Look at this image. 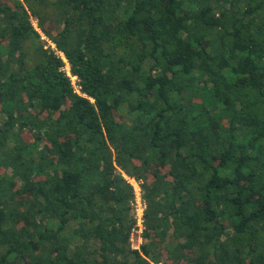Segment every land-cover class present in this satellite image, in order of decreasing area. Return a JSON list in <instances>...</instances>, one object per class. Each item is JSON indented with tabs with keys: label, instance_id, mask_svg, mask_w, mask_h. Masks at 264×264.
Returning a JSON list of instances; mask_svg holds the SVG:
<instances>
[{
	"label": "trees",
	"instance_id": "1",
	"mask_svg": "<svg viewBox=\"0 0 264 264\" xmlns=\"http://www.w3.org/2000/svg\"><path fill=\"white\" fill-rule=\"evenodd\" d=\"M161 260L264 264V0H0V264Z\"/></svg>",
	"mask_w": 264,
	"mask_h": 264
},
{
	"label": "built area",
	"instance_id": "2",
	"mask_svg": "<svg viewBox=\"0 0 264 264\" xmlns=\"http://www.w3.org/2000/svg\"><path fill=\"white\" fill-rule=\"evenodd\" d=\"M63 60L67 64L66 59L63 58ZM68 70H69V67L65 71H66L67 75L70 76ZM70 78H71L72 84L75 88V91L79 93L80 86L77 84V78L75 76H70ZM128 180L131 181L130 179H128ZM134 182H135L134 184H131L134 188V199L131 202V206H132L133 218L135 220V224L132 228L131 234L136 233L138 241L140 243L141 242V235H142V232L144 230L143 215H144V209L146 207V204H145L144 199L142 198V191H141L140 185L136 181H134ZM130 240L132 241V237L130 238ZM131 247L132 248H138V246H133V245H131ZM157 264H161V263L159 262Z\"/></svg>",
	"mask_w": 264,
	"mask_h": 264
},
{
	"label": "rangeland",
	"instance_id": "3",
	"mask_svg": "<svg viewBox=\"0 0 264 264\" xmlns=\"http://www.w3.org/2000/svg\"><path fill=\"white\" fill-rule=\"evenodd\" d=\"M31 20H32V22H33V25L36 27V28H38L37 27V20L35 19V17H32L31 18ZM41 32V35H42V37L44 38V39H46L47 40V37L44 35V33L42 32V31H40ZM48 44H50V46L52 47V48H54L55 49V45H54V43H52L51 41H49L48 40ZM60 54V53H59ZM62 55V58H64V59H66L65 58V56H64V54L63 53H61ZM68 64V63H67ZM67 64H65V66H64V69L66 70L68 67H69V65H67ZM128 179H130L131 181H129L131 184H134L135 182V180L134 179H132V178H128ZM140 181H142V180H140ZM140 181H136L139 185H140ZM130 237H132V241L130 240V243H131V245H133V246H138V245H140L141 244V242H142V235H141V242L139 243V241H138V238H137V234L136 233H134V234H131V236ZM161 264H164V262L161 260V261H159ZM159 262H157V263H159ZM157 263H154V264H157Z\"/></svg>",
	"mask_w": 264,
	"mask_h": 264
},
{
	"label": "water",
	"instance_id": "4",
	"mask_svg": "<svg viewBox=\"0 0 264 264\" xmlns=\"http://www.w3.org/2000/svg\"><path fill=\"white\" fill-rule=\"evenodd\" d=\"M168 238H169V233L167 234V240H168ZM167 240H166V241H167Z\"/></svg>",
	"mask_w": 264,
	"mask_h": 264
}]
</instances>
